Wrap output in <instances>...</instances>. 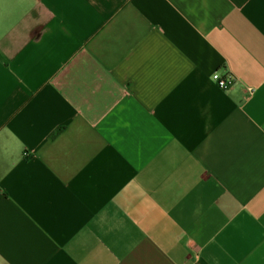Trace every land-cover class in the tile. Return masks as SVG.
Returning <instances> with one entry per match:
<instances>
[{"label": "crops", "instance_id": "1", "mask_svg": "<svg viewBox=\"0 0 264 264\" xmlns=\"http://www.w3.org/2000/svg\"><path fill=\"white\" fill-rule=\"evenodd\" d=\"M0 264H264V0H0Z\"/></svg>", "mask_w": 264, "mask_h": 264}, {"label": "built area", "instance_id": "2", "mask_svg": "<svg viewBox=\"0 0 264 264\" xmlns=\"http://www.w3.org/2000/svg\"><path fill=\"white\" fill-rule=\"evenodd\" d=\"M210 78L217 84L218 87L223 89L228 88L235 80L231 74L221 75L219 71L212 72Z\"/></svg>", "mask_w": 264, "mask_h": 264}]
</instances>
